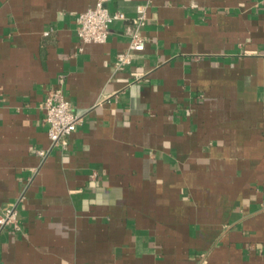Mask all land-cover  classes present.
<instances>
[{
    "label": "crops",
    "instance_id": "0c3cea01",
    "mask_svg": "<svg viewBox=\"0 0 264 264\" xmlns=\"http://www.w3.org/2000/svg\"><path fill=\"white\" fill-rule=\"evenodd\" d=\"M94 3L0 0V263L264 264V0H108L81 43ZM51 87L82 120L42 160Z\"/></svg>",
    "mask_w": 264,
    "mask_h": 264
},
{
    "label": "built area",
    "instance_id": "2783aa9c",
    "mask_svg": "<svg viewBox=\"0 0 264 264\" xmlns=\"http://www.w3.org/2000/svg\"><path fill=\"white\" fill-rule=\"evenodd\" d=\"M107 1L95 0L92 7L76 16V33L81 43H104L109 35L110 23L124 18L123 12H109L106 6ZM146 9L147 4H139L135 8L136 15L131 20L133 27L130 31L129 45L125 51L116 54L114 61L116 70L130 65L133 59L144 49L147 39L141 29L146 21ZM78 50L81 51V47H78ZM39 107L43 112V122L46 125V133L50 142L47 149L36 151L37 155L43 160L54 150L63 151L66 149L68 136L76 130L82 117L74 113L70 101L58 87L47 89ZM23 194L19 196L16 202L9 203L1 208L0 230L5 227H10L14 231L20 230L17 208Z\"/></svg>",
    "mask_w": 264,
    "mask_h": 264
}]
</instances>
